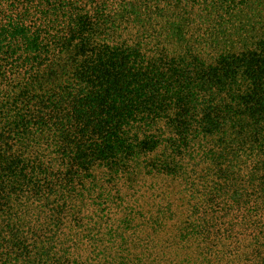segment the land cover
<instances>
[{
	"label": "trees",
	"instance_id": "obj_1",
	"mask_svg": "<svg viewBox=\"0 0 264 264\" xmlns=\"http://www.w3.org/2000/svg\"><path fill=\"white\" fill-rule=\"evenodd\" d=\"M200 1L0 0V73L30 74L12 99L25 95L26 113L7 112L0 123V264H264V33L250 28L245 46H226L210 62L168 47L151 55L148 36L132 45L114 39L125 30L120 13L129 20L148 12L154 21L156 9L182 41L190 26L182 13L196 5L219 23L218 9L240 10L227 26L244 23L250 6L251 25L264 31V0H212L217 8ZM203 158L217 185L203 202L225 207L191 216L179 235L162 228L178 216L169 195L149 219L142 198L111 191L136 184L141 169L182 177V161ZM87 205L107 215L93 227L114 219L108 228L85 232ZM68 221L82 232L65 230ZM191 242L201 259L190 256Z\"/></svg>",
	"mask_w": 264,
	"mask_h": 264
},
{
	"label": "rangeland",
	"instance_id": "obj_2",
	"mask_svg": "<svg viewBox=\"0 0 264 264\" xmlns=\"http://www.w3.org/2000/svg\"><path fill=\"white\" fill-rule=\"evenodd\" d=\"M256 4L259 3V0H256ZM200 2H203L200 1ZM205 2L210 3L211 6L214 8H217L215 4H213L212 0H206ZM116 3V2H115ZM118 4V3H117ZM240 9L243 8L242 5H238ZM113 7H116V4H113ZM201 6L196 5L194 8L185 7L184 12L182 13V17L189 22L190 26L187 29L185 33H183L182 41H176L172 37V32L169 29V26L166 24L163 17L157 18L156 16V9L153 11V14H151V17H153L154 21L151 20L150 14L147 12L143 18H130L129 20L126 19L124 16V13H120L118 15V21L120 25L123 26L125 30L122 28L120 29L117 36L114 37L115 42H126L130 45H132L137 39L139 41L145 42L147 41L146 37L148 36V43L150 40L149 48L152 50L151 55H160L157 53L160 49L163 50L165 48H170L174 50L175 55H183L187 51H195L197 53H200L202 56H206L205 59H207L208 62L212 61L215 58V55L219 54L222 49H224L226 46H229L233 44L235 47L241 49L243 46H245L246 39H248V33L249 29H256V32L254 34H257V32L264 33L263 30V24H258V26H252L253 24V9L249 6L244 9V15H247L246 20L244 19V23H240V21H234L233 24L228 23L232 20V16L229 17L230 13H237L240 10L230 8L229 10H221V14L223 15V20L219 23V20L215 22V20L212 18L213 15H205L203 17V14H199V9ZM150 9L153 10L154 7L150 6ZM169 11H172L174 9L173 6L168 7ZM236 10V11H235ZM116 12H110L107 15L114 16ZM168 14H171L168 13ZM139 21V22H138ZM264 22V21H262ZM225 25L226 28L231 29V27L236 26L238 29H240V32H231L232 30H224L225 27H222L224 30L219 31L217 28L220 25ZM252 24V25H251ZM220 32L223 34H220ZM153 35V36H151ZM163 35V36H160ZM260 37V36H255ZM176 42H180V45L175 44ZM258 40L251 41L248 44V47L251 44H258ZM174 46V47H173ZM16 66V65H14ZM4 70V69H1ZM0 70V71H1ZM14 70V69H13ZM21 70V71H19ZM14 73L9 74H1L0 73V123L3 124L2 118L7 112H11L12 114H23L26 113L25 111V95L18 100L12 101V99H16L17 93H19V89L21 87H25V79H28V75H25V67L22 69L19 68ZM8 72V70H5ZM19 72V73H18ZM21 81V83H20ZM32 94V93H30ZM15 97V98H14ZM32 105V104H31ZM31 105L29 108H31ZM8 135V134H7ZM166 135H168L166 133ZM232 165L238 166L239 164ZM183 169L185 170V175L182 177H168L163 176L161 174H157V172L152 173L151 175H145L144 171L141 169L140 172H137V183L133 186L129 183L125 184V186H120L118 183L117 186L114 187V190H111L113 183H107V180H109L108 177H105L101 174L100 177L102 178V184L106 187V191L111 190L112 192L119 190L120 192L117 195H120V198L123 199H129L130 195L131 201H134L135 199L140 200L141 204L144 205V214L148 215L149 219L153 218L151 214H153L157 206L160 204V200L164 201L165 196L169 195L170 201L173 203V208L176 209L178 216L172 220V221H165L163 222L162 228L165 229L164 233H168L171 235H176V233L180 234V229L183 227V223L189 221V218L203 215L205 212L204 217H210L212 214H217L218 211L221 209H224L225 205L223 201L220 199H217V201L214 202V205H209L206 202H203V199H206V194L209 192H214L215 188L217 187L215 183V178L210 179V173L209 170L212 169L213 165L210 163V161L206 158H203L202 161H192L189 162L188 159H185L184 162L182 161ZM247 174H250V171L244 170ZM124 181V178H122ZM121 181V182H123ZM163 193L161 196L160 193ZM124 193V194H123ZM126 196V197H125ZM163 198V199H162ZM86 200H84L83 203H85ZM136 201V200H135ZM108 204H105L101 206V209H106V206ZM87 219L90 221L88 225H83V227H86V231L92 230V232H96L104 229L105 227L108 228L111 224V219L105 223V226L102 228H98V224L93 227V223L97 222L98 218L102 215L104 218L107 217L106 214L99 213L97 211V208H89L87 205V209L84 211ZM264 214V213H263ZM194 215V216H193ZM234 214L231 213L228 217H226L220 224V232L218 235L217 241L224 243V236H223V225L227 222L232 221V216ZM106 220V219H103ZM230 220V221H229ZM68 225L66 226L65 230L68 229H75L82 232V227L78 226L70 221L67 222ZM233 234V233H232ZM231 234V235H232ZM90 236V233L87 232V235L84 236V239H87ZM215 241V240H214ZM85 242V241H84ZM87 242V246L90 247L89 242ZM85 242V244H86ZM177 247H181V245L175 241ZM205 247L207 246L204 244ZM176 246H171L170 249L172 251H177L178 248ZM165 248V246H163ZM201 245L197 246L196 244H193L191 242V254L190 256L194 258V260L201 259L199 257L200 251H201ZM155 250H158L157 248L153 247L152 252L154 253ZM210 250V248L208 249ZM205 250L204 252H206ZM248 252V251H247ZM186 252H183V258L186 256ZM211 255V254H210ZM230 256V255H228ZM152 257V256H151ZM216 255L212 256V261L215 259ZM156 257H152L154 260ZM157 263H160V261L156 258ZM176 262H180V259L174 258L167 263L164 264H174ZM155 264V263H154ZM240 264H255L253 261V258L250 261H241Z\"/></svg>",
	"mask_w": 264,
	"mask_h": 264
}]
</instances>
